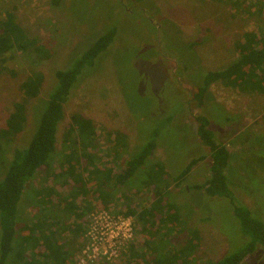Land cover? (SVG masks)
Wrapping results in <instances>:
<instances>
[{"label": "rangeland", "instance_id": "1", "mask_svg": "<svg viewBox=\"0 0 264 264\" xmlns=\"http://www.w3.org/2000/svg\"><path fill=\"white\" fill-rule=\"evenodd\" d=\"M6 13H12L28 38L37 41L39 51L14 48L6 54L0 66V129L6 126L14 104L23 98L21 86L28 77L41 72L45 82L40 100L50 98L59 88L56 73L72 69L101 36L116 30L114 42L93 67L83 70L71 90L57 152L50 167L42 169L27 186L20 212L22 224L40 214L41 207L34 204L37 206L42 197L38 198L36 191L50 188L55 190L53 199L59 210L52 218L60 215L62 222L71 221L62 218L71 188L60 173L66 161L63 142L67 128L73 116L81 115L94 122L102 144L109 147L101 151L104 156L112 152L115 133H125V149H119L121 162L107 157L108 162L102 161V165L110 163L117 174L157 133V150L137 179L131 180V186L147 182L157 187L142 192L122 187L109 210L102 209L96 195H89L91 211L81 221L85 232L60 233L65 234L74 256L71 264L83 258L93 213L106 210L125 215L131 204L141 212L149 210L157 199L164 200V215L170 214L168 205L176 208L181 217L178 234H171L169 225H165L168 229L157 226L160 218L149 215L147 225L136 219L131 249L127 247L118 258L100 264H147L160 255L165 258V254L172 258L194 241V232L200 240L194 242L197 247L184 264L217 262L247 245L230 200L209 197L196 189L212 173V151L200 139L196 116L209 118L216 141L230 153L226 175L235 203L264 222V93L242 92L216 83L207 94L212 106L205 113L193 95L204 85L208 71L221 70L238 59L237 45L246 33L264 36V0H63L58 7L52 0H0V21ZM38 103H29L26 130L8 147L7 161L37 131L40 120L36 125L34 109ZM192 161L198 163L177 182ZM83 201L81 196L77 204L85 211L88 205ZM129 251L132 257L126 256ZM242 264H264V249Z\"/></svg>", "mask_w": 264, "mask_h": 264}, {"label": "trees", "instance_id": "2", "mask_svg": "<svg viewBox=\"0 0 264 264\" xmlns=\"http://www.w3.org/2000/svg\"><path fill=\"white\" fill-rule=\"evenodd\" d=\"M62 1L52 0V3L58 7ZM115 37V29L108 31L78 60L72 69L57 72L59 88L50 98L40 100L45 82V77L41 72H34L22 84L23 98L14 104L6 126L0 129V264H71L74 256L67 247L65 234L67 232L77 234L84 231L85 228H82L81 221L91 211V204L88 203L89 195H92L93 198L96 195L102 209L109 210L122 187H127V190L136 188L142 192L143 188L145 190L154 186L153 190L155 191L157 185H148L146 182L141 186L134 183L133 187L131 180L137 179L140 169L157 150V133L156 137L139 154L132 155L125 162L123 170L117 174L112 167H109L110 163L102 165V161L108 162V160L106 161L107 157L114 163L121 162L122 156H119V151L125 149V133H115L116 141H114L112 149L110 148L112 152L103 153L106 155L104 156L101 151L109 149V147L106 148L107 145L102 144L94 122L81 115H75L65 134L63 148L66 151V161L63 171L60 173L66 179L65 183L70 182L67 185L71 188L69 198L65 201V206L62 209V218L71 221L69 224H66V221L62 222L60 215H55L54 219L52 218V213L56 214L59 210L55 209V204L58 202H54L53 199L56 195L55 190L50 188L38 190L35 193L38 198L42 197L41 200H37V206L34 204L36 208L41 207L40 214L35 215L33 221L25 224L20 222L21 206L26 197L27 186L42 169L50 167L57 152L58 132L65 117V107L70 99L73 86L86 67H93L95 60L110 47ZM14 48L24 52L31 48L36 52L39 51L37 41L28 38L25 29L17 23L12 13H6L5 19L0 21V66L4 63L6 54ZM237 53L239 57L231 65L221 70L208 71L204 85L198 87V92L193 95L197 107L204 113L212 106L207 103V94H210L211 87L216 83L242 92L264 93V36H258L255 32L246 33L243 40L237 45ZM1 73L0 70V75ZM33 100L39 102L34 109L36 125L40 120L37 131L29 140L30 142L22 148H17L12 159L7 161L5 156L8 147L26 130L29 120L28 105ZM47 103L48 106L44 111ZM227 121L229 123L231 119L228 118ZM196 122L199 124L198 134L201 141L212 151L211 178L203 185L197 186L196 189L205 191L209 197L229 199L234 206L236 217L240 220L243 234L248 239L247 245L233 255L208 264H242L258 249H264V222L253 216V212L247 207L235 203L226 175L230 153L227 147L216 141L208 117L203 114L197 115ZM196 163L198 162L192 161L189 168L176 179L177 182L185 179ZM43 195L45 196L43 197ZM156 195H158L157 192ZM81 196L83 202L86 201L88 205L85 211H82L77 204V199ZM163 202L161 199H157L149 210L145 209L141 212L132 208L130 203L125 215L131 216L135 221L137 219L138 222L145 225H147L145 220L149 215L160 218L158 220L160 223L157 226L166 227L165 225H169V229L166 228L171 234H178L176 232L180 231L177 228L181 217L176 208L172 209L171 205L167 206L170 214L164 215L162 211L167 209ZM160 227H157V230ZM146 228L147 226L140 230L143 231ZM60 233L65 234L61 235ZM197 238L200 240L197 232H194V241L191 240L187 248L176 252L172 258L168 254H165L166 257L163 258L157 253L160 256L147 264H179V260H182L184 264L187 262L189 254L197 247L194 244ZM126 256L132 257L131 251L126 252Z\"/></svg>", "mask_w": 264, "mask_h": 264}, {"label": "built area", "instance_id": "3", "mask_svg": "<svg viewBox=\"0 0 264 264\" xmlns=\"http://www.w3.org/2000/svg\"><path fill=\"white\" fill-rule=\"evenodd\" d=\"M135 237V219L126 215H113L101 210L90 217L86 234L87 245L78 264L111 262L121 256L122 251L132 244Z\"/></svg>", "mask_w": 264, "mask_h": 264}, {"label": "crops", "instance_id": "4", "mask_svg": "<svg viewBox=\"0 0 264 264\" xmlns=\"http://www.w3.org/2000/svg\"><path fill=\"white\" fill-rule=\"evenodd\" d=\"M130 189H131V188H130ZM132 191H133V190H132ZM134 209H137V208L134 207ZM137 210H138V209H137Z\"/></svg>", "mask_w": 264, "mask_h": 264}]
</instances>
